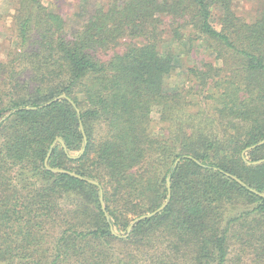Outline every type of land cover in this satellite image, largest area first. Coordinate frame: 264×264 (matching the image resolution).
Masks as SVG:
<instances>
[{
  "label": "trees",
  "instance_id": "1",
  "mask_svg": "<svg viewBox=\"0 0 264 264\" xmlns=\"http://www.w3.org/2000/svg\"><path fill=\"white\" fill-rule=\"evenodd\" d=\"M251 1L248 19L237 0H108L73 25L45 0H0L16 44L0 53V264H264V163L242 158L264 140ZM196 41L212 61L169 86ZM62 95L81 117L66 99L27 109ZM168 177L169 206L126 237Z\"/></svg>",
  "mask_w": 264,
  "mask_h": 264
},
{
  "label": "rangeland",
  "instance_id": "2",
  "mask_svg": "<svg viewBox=\"0 0 264 264\" xmlns=\"http://www.w3.org/2000/svg\"><path fill=\"white\" fill-rule=\"evenodd\" d=\"M46 4L59 14L65 16L67 21L76 25L85 19H89L93 15L95 6L97 3H106L108 0H45ZM236 10L238 14L244 18L250 19L258 8L256 3H252L251 0H237ZM2 11L5 13L6 19L2 24L0 33V53L5 56L6 51L9 48H15V39L12 35L11 17L14 15L13 6H3ZM177 47V46H176ZM187 47V48H186ZM179 47V51L183 53L182 64L178 67V70L172 75L169 80V86H183L187 79L189 80L188 69L194 66H202L205 61H212L211 57H214V52L208 47V45L200 44V42H190L188 46ZM188 48L191 50L188 51ZM188 51V52H187ZM118 52H123L120 49ZM164 127V126H163ZM162 127V128H163ZM151 213V212H150ZM148 214V213H147Z\"/></svg>",
  "mask_w": 264,
  "mask_h": 264
},
{
  "label": "water",
  "instance_id": "3",
  "mask_svg": "<svg viewBox=\"0 0 264 264\" xmlns=\"http://www.w3.org/2000/svg\"><path fill=\"white\" fill-rule=\"evenodd\" d=\"M63 99H66V100H68L75 108H77V106H76V104L74 103V101L72 100V99H70L69 97H67L66 95H62V96H60V97H57L56 99H54L53 101H50V102H48V103H46V104H44V105H42V106H40V107H37V108H32V107H29V108H27L28 110H37V109H39V108H45V107H47V106H49V105H51V104H53L54 102H57V101H60V100H63ZM77 111H78V113H79V115H80V117H81V111H80V109H78L77 108ZM80 127H81V130H82V133H83V135H84V140H85V147L83 148V150H82V152H81V156L82 155H84V153H85V151H86V146H87V143H88V139H87V136H86V133H85V130H84V126H83V123L81 122V124H80ZM58 144H61V146H62V148L64 149V151L66 152V153H68V150H67V147H66V144L64 143V141L61 139V138H58L53 144H52V146H51V150H53ZM264 145V140H262L261 142H259V143H257V144H255V145H253V146H251V147H249V148H247L244 152H243V154H242V158L244 159V161L248 164V165H259V164H262V163H264V160H260V161H257V162H253V163H251V162H248L247 161V159H246V154L248 153V152H250V151H252V150H254V149H256V148H259V147H261V146H263ZM50 156H51V152L48 154V157H47V159H46V165L48 166V161H49V158H50ZM188 158H191V157H188ZM192 159V158H191ZM181 158L180 159H178L176 162H175V167L181 162ZM55 172H57V173H59V172H62V173H64L65 171H60V170H54ZM65 173H68V174H70V175H72V176H76L77 177V175L76 174H74V173H71V172H65ZM234 179L235 180H237L240 184H242V185H245L241 180H239V179H237L236 177H234ZM91 183H93V184H95V185H97V186H99V183H97V182H94V181H90ZM167 183H168V197H167V200L158 208V209H156V210H154L153 212H151V213H148V214H144V215H142V216H140V217H137V218H135L134 220H133V222L131 223V225H130V227L128 228V234L126 235V237H128L129 235H130V233L132 232V230H133V228L135 227V225L136 224H138L139 222H141V221H143V220H146V219H150V218H152V217H154V216H156V215H158V214H160L161 212H163L168 206H169V204H170V201H171V198H172V187H171V178L170 177H168V179H167ZM255 192V191H254ZM257 195H259L260 197H263L264 198V194H260V193H257V192H255ZM103 190H101V203H102V207H103V211L106 213V217H107V219L109 220V216H108V214H107V212H106V207H105V204H104V198H103Z\"/></svg>",
  "mask_w": 264,
  "mask_h": 264
}]
</instances>
